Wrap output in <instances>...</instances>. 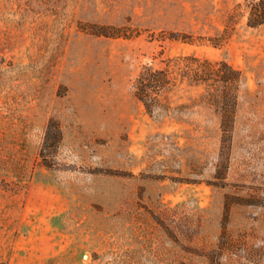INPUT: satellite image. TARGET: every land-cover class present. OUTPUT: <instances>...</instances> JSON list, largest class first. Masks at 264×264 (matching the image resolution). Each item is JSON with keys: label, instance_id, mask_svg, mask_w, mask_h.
<instances>
[{"label": "rangeland", "instance_id": "obj_1", "mask_svg": "<svg viewBox=\"0 0 264 264\" xmlns=\"http://www.w3.org/2000/svg\"><path fill=\"white\" fill-rule=\"evenodd\" d=\"M249 1L0 0V264H264V26H247ZM186 55L242 72L227 156L217 89L184 82L155 114L134 96L145 64ZM50 119L55 168L40 156Z\"/></svg>", "mask_w": 264, "mask_h": 264}, {"label": "trees", "instance_id": "obj_2", "mask_svg": "<svg viewBox=\"0 0 264 264\" xmlns=\"http://www.w3.org/2000/svg\"><path fill=\"white\" fill-rule=\"evenodd\" d=\"M247 6V26L259 28L264 26V0H250ZM242 5L238 4L230 15V22H236L242 15ZM114 28L96 30L94 33L104 36H116ZM116 31V30H113ZM173 38L182 36L183 41L192 39V36L184 34H171ZM164 67H157L153 62L145 64L133 82L134 96L144 105L150 114L169 112L172 106L162 100L164 94L184 82L205 84L218 90L217 109L221 117V141L223 143L222 154L227 156L229 144L233 140L235 129V114L238 105V89L242 80V72L235 69L225 61H210L195 55L177 56L163 60ZM63 140V132L60 123L56 119H50L44 141L40 150V156L44 166L55 168L56 160ZM227 169V163H223ZM212 264H219L216 255L210 256Z\"/></svg>", "mask_w": 264, "mask_h": 264}]
</instances>
